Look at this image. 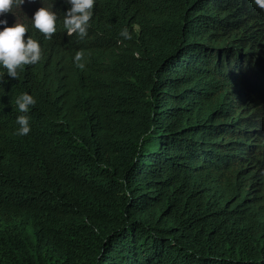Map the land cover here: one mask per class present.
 <instances>
[{"label":"trees","instance_id":"1","mask_svg":"<svg viewBox=\"0 0 264 264\" xmlns=\"http://www.w3.org/2000/svg\"><path fill=\"white\" fill-rule=\"evenodd\" d=\"M44 3L41 60L0 66V264H264V10L95 0L80 38Z\"/></svg>","mask_w":264,"mask_h":264},{"label":"clouds","instance_id":"2","mask_svg":"<svg viewBox=\"0 0 264 264\" xmlns=\"http://www.w3.org/2000/svg\"><path fill=\"white\" fill-rule=\"evenodd\" d=\"M26 0H0V16H6L13 12V8H21ZM29 3L35 0H28ZM42 5L32 16V23L36 30L44 35L46 39L51 37L57 31V13L53 10L54 3L45 4L41 0ZM70 7L67 9L63 18V27L66 34L72 36L77 34L80 38L87 35L90 27V21L93 16L95 0H65ZM254 4L264 10V0H253ZM0 25H4L0 30V66L6 69V73L10 78L18 79V70H23L27 65H34L41 60L42 50L39 42L31 36H27L28 26L21 22H15L11 26L8 25L7 19H0ZM125 39H131V35L127 28L120 33ZM84 58L83 50L77 51L75 54L76 66L83 70L85 64L81 61ZM36 104L35 98L23 93L16 99V105L21 113H27L31 106ZM17 124L20 126L17 135L26 136L30 132L29 119L26 115L17 117Z\"/></svg>","mask_w":264,"mask_h":264},{"label":"rangeland","instance_id":"3","mask_svg":"<svg viewBox=\"0 0 264 264\" xmlns=\"http://www.w3.org/2000/svg\"><path fill=\"white\" fill-rule=\"evenodd\" d=\"M24 4H30V3L28 2V0H26V2H25ZM14 8H15V7H14ZM14 8H13V12L15 13ZM8 14H9V13H8ZM10 14H12V16H13V18L10 17V18L12 19V21H13V20H14V22L18 21V19L16 18V16H17L16 14L14 15V14L11 13V12H10ZM2 17H3V16H2ZM10 18H9V19H10Z\"/></svg>","mask_w":264,"mask_h":264}]
</instances>
